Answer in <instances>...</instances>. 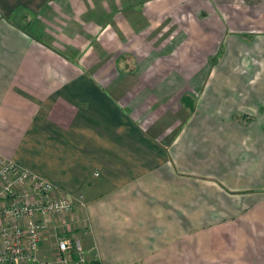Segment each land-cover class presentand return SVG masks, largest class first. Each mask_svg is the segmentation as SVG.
<instances>
[{"label": "crops", "instance_id": "0c3cea01", "mask_svg": "<svg viewBox=\"0 0 264 264\" xmlns=\"http://www.w3.org/2000/svg\"><path fill=\"white\" fill-rule=\"evenodd\" d=\"M121 3L0 0V156L55 185L41 199L73 201L48 216L40 264L61 238L100 264H264L263 129L221 163L160 145L147 126L177 75L156 81L150 16L165 8Z\"/></svg>", "mask_w": 264, "mask_h": 264}, {"label": "rangeland", "instance_id": "374dc122", "mask_svg": "<svg viewBox=\"0 0 264 264\" xmlns=\"http://www.w3.org/2000/svg\"><path fill=\"white\" fill-rule=\"evenodd\" d=\"M121 1L124 6L160 2L165 8L160 18L150 16L158 24L151 27L156 49L151 47L150 61L163 70L159 83L172 82L176 72V91L166 92L170 101V96L166 103L160 99L159 119L148 124L147 133L166 150L179 136L176 153L197 165L227 161L222 147L251 146L250 131H264V0ZM130 65L136 69V60Z\"/></svg>", "mask_w": 264, "mask_h": 264}, {"label": "built area", "instance_id": "2783aa9c", "mask_svg": "<svg viewBox=\"0 0 264 264\" xmlns=\"http://www.w3.org/2000/svg\"><path fill=\"white\" fill-rule=\"evenodd\" d=\"M54 191L50 181L0 156V264H40L38 251L49 228L48 216L73 208L67 196L41 199ZM42 264L100 263L88 257L80 240L61 238L56 252Z\"/></svg>", "mask_w": 264, "mask_h": 264}, {"label": "trees", "instance_id": "16d2710c", "mask_svg": "<svg viewBox=\"0 0 264 264\" xmlns=\"http://www.w3.org/2000/svg\"><path fill=\"white\" fill-rule=\"evenodd\" d=\"M139 4H141V2H138ZM54 185V184H53ZM55 186V185H54ZM55 190H56V187H55Z\"/></svg>", "mask_w": 264, "mask_h": 264}]
</instances>
